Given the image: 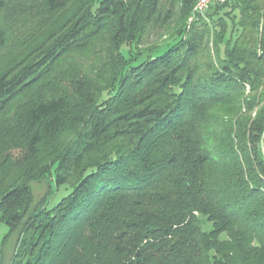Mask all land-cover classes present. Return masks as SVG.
I'll return each mask as SVG.
<instances>
[{
	"label": "trees",
	"instance_id": "trees-1",
	"mask_svg": "<svg viewBox=\"0 0 264 264\" xmlns=\"http://www.w3.org/2000/svg\"><path fill=\"white\" fill-rule=\"evenodd\" d=\"M197 2L0 0L11 264H264V0Z\"/></svg>",
	"mask_w": 264,
	"mask_h": 264
},
{
	"label": "rangeland",
	"instance_id": "rangeland-1",
	"mask_svg": "<svg viewBox=\"0 0 264 264\" xmlns=\"http://www.w3.org/2000/svg\"><path fill=\"white\" fill-rule=\"evenodd\" d=\"M222 4L220 2L214 1L212 5ZM210 6V7H211ZM205 21L209 22L208 17L205 16ZM192 24H189V20L187 22V28L190 29ZM160 39H154V42H158L162 44L165 41V37ZM153 41H151L152 43ZM264 137V136H263ZM260 150L264 156V138L263 142L260 144ZM15 158L19 157V153L14 154ZM31 189L34 196V204L31 208V212L43 201L47 202V208H52L56 205L60 200L64 197H67L71 192L72 188L69 186H63L61 188H57L54 178L35 181L31 183ZM9 233V229L6 225H0V240L2 241L5 236ZM20 231L14 233L10 236L4 243H1L0 248V264H11V260L14 256V253L17 249L18 240H19Z\"/></svg>",
	"mask_w": 264,
	"mask_h": 264
},
{
	"label": "built area",
	"instance_id": "built-area-1",
	"mask_svg": "<svg viewBox=\"0 0 264 264\" xmlns=\"http://www.w3.org/2000/svg\"><path fill=\"white\" fill-rule=\"evenodd\" d=\"M214 1H217L220 3L225 2V0H198L196 6L194 8L193 16L190 17V19H189V24H192L194 22V20L197 18V16L205 18L212 2H214Z\"/></svg>",
	"mask_w": 264,
	"mask_h": 264
}]
</instances>
